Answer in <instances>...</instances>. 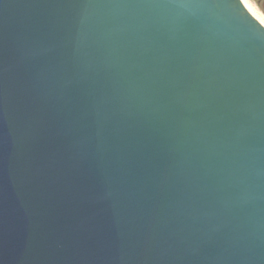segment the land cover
Returning <instances> with one entry per match:
<instances>
[{"label": "water", "instance_id": "1", "mask_svg": "<svg viewBox=\"0 0 264 264\" xmlns=\"http://www.w3.org/2000/svg\"><path fill=\"white\" fill-rule=\"evenodd\" d=\"M0 264H264L241 0H0Z\"/></svg>", "mask_w": 264, "mask_h": 264}, {"label": "bare ground", "instance_id": "2", "mask_svg": "<svg viewBox=\"0 0 264 264\" xmlns=\"http://www.w3.org/2000/svg\"><path fill=\"white\" fill-rule=\"evenodd\" d=\"M247 10L259 21V17L261 16V12L258 8L251 2L250 0H241ZM264 26V25H263Z\"/></svg>", "mask_w": 264, "mask_h": 264}, {"label": "flooded vegetation", "instance_id": "3", "mask_svg": "<svg viewBox=\"0 0 264 264\" xmlns=\"http://www.w3.org/2000/svg\"><path fill=\"white\" fill-rule=\"evenodd\" d=\"M252 2H254L255 6L264 14V0H252Z\"/></svg>", "mask_w": 264, "mask_h": 264}, {"label": "snow or ice", "instance_id": "4", "mask_svg": "<svg viewBox=\"0 0 264 264\" xmlns=\"http://www.w3.org/2000/svg\"><path fill=\"white\" fill-rule=\"evenodd\" d=\"M259 23L261 25H264V14H261V16L259 17Z\"/></svg>", "mask_w": 264, "mask_h": 264}, {"label": "rangeland", "instance_id": "5", "mask_svg": "<svg viewBox=\"0 0 264 264\" xmlns=\"http://www.w3.org/2000/svg\"><path fill=\"white\" fill-rule=\"evenodd\" d=\"M251 2H252V0H250ZM253 4H254V2H253ZM255 5V4H254ZM259 10V9H258ZM260 11V10H259Z\"/></svg>", "mask_w": 264, "mask_h": 264}]
</instances>
